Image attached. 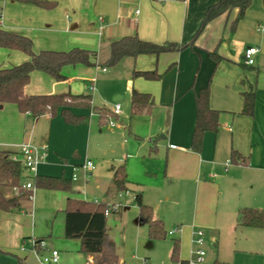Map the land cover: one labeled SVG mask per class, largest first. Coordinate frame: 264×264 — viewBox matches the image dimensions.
Wrapping results in <instances>:
<instances>
[{
	"label": "crops",
	"instance_id": "1",
	"mask_svg": "<svg viewBox=\"0 0 264 264\" xmlns=\"http://www.w3.org/2000/svg\"><path fill=\"white\" fill-rule=\"evenodd\" d=\"M48 1L55 2L56 7L48 10L2 0L0 25L29 37L35 53L86 49L93 52L91 62L97 66H65L64 81L34 71L25 93L89 95L93 105L111 110L118 103L119 116L126 122L103 129L98 115L90 109L77 108L72 112L88 117V122L73 125L66 123L60 113L55 117L46 113L35 119L21 113L15 104L0 105V152L17 153L23 145L48 148L47 160L39 165L38 172L31 175L25 171L21 183L34 182L35 176H49L72 184L69 191L37 188L34 201H22L19 209L11 212L0 210V252L19 253L28 260L29 255L19 247L21 242L32 240L33 229L27 220L32 208L35 213L40 208L64 212L69 198L94 201L82 197V187H75L72 181L74 167L89 159L96 170L88 181L79 171L76 183L94 182L103 197L99 203L108 204L118 194L112 190L111 168L124 166L127 188L134 198L142 192L143 202L153 208L156 219L164 222L167 235L171 231L168 228L173 227L176 232L171 235L172 241L180 243L177 260H172L173 242L168 249H159L157 255L153 243L158 240L149 239L148 226L141 221L138 207H128L125 213L121 207L113 212L117 215L114 223L118 235L110 236L107 227L117 248L118 264H150L154 256L161 264L188 262L193 257V234L197 229L203 230L207 238H217V254H206L203 264L216 260L264 264V229L236 224L241 208H264V0H252L236 26L233 23L238 11L233 9L204 28L208 8L219 0ZM133 35L158 44L193 45L159 56L127 57L105 70L98 66L109 58L113 41ZM248 47L258 48L253 67L243 66ZM211 53L220 59L217 61ZM29 59L21 51L0 48V68ZM135 70H156L161 78L134 77ZM93 83L97 84L99 104L89 93ZM207 87L211 108L221 112L220 128L206 133L202 150L196 152L191 148L196 98ZM251 89L255 90V112L247 116L241 113L242 93ZM134 90L151 94L153 104L145 112L131 116ZM233 151L241 154L246 163L232 162ZM171 194L176 195L177 202L171 203ZM173 204L178 209H170ZM108 217L109 214L107 220ZM238 231L240 244L229 249L231 253L227 248L222 252L218 245L221 238L236 237ZM37 232L36 228L39 235ZM58 245L66 250L64 255L60 251V264H86L88 256L96 264L98 256L81 253L78 239H59Z\"/></svg>",
	"mask_w": 264,
	"mask_h": 264
},
{
	"label": "trees",
	"instance_id": "2",
	"mask_svg": "<svg viewBox=\"0 0 264 264\" xmlns=\"http://www.w3.org/2000/svg\"><path fill=\"white\" fill-rule=\"evenodd\" d=\"M20 3L33 4L43 9L51 10L56 7L55 2L48 0H14ZM252 0H219L210 6L205 14L202 28L217 17L236 9L238 15L233 25L244 18L245 13ZM1 17V7H0ZM193 44L182 45L176 42L162 44L142 40L137 35L125 36L110 44L109 58L98 65L101 69L111 68L122 59L137 58L141 55L159 56L164 53L179 52ZM0 48L21 51L30 59L19 65L9 68H0V105L5 103L15 104L18 110L39 119L46 113L52 117L59 113L68 124L80 125L88 122V117L76 115L72 109H90L99 116L101 125L109 124L110 120L118 119L120 116L114 114L113 110L105 106H95L89 95H74L71 93L51 95H27L25 87L29 84L31 74L40 71L50 75L56 81H64L67 77L63 74V68L71 65L97 66L91 62L93 52L74 48L70 51L44 50L35 53L32 40L24 35L5 30L0 25ZM217 61L220 59L215 53H211ZM244 67H247L243 63ZM134 77H143L147 80H158L161 75L156 71H134ZM242 114L254 116L255 112V90L251 89L242 93ZM153 104V97L148 93L133 91L131 97V116L145 112ZM196 124L192 138L191 148L200 152L202 150L203 138L208 132H217L220 128L221 112L210 106V88L202 89L196 98ZM14 152H0V210L11 212L19 209L22 201L32 200V190L22 189V175L25 169L21 162L11 160ZM16 153V152H15ZM231 161L246 163L245 158L237 151H233ZM114 173L112 190L117 193L127 191V176L124 166L112 167ZM34 187L48 190L69 191L71 182L64 178L35 176ZM20 192H14L15 188ZM134 202L139 209V216L143 223L148 226L149 239L156 241L167 237L164 222L154 217L153 208L143 202L142 192L137 193ZM65 237L67 239H78L80 251L84 255H97V264H118V254L115 243L110 239L107 232V204L95 203L94 201L80 198H69L65 207ZM237 227H249L264 229V208H241L237 213ZM41 242L43 239H35ZM179 240H173L172 260L179 256ZM187 262H182L186 264ZM213 264H232L216 260Z\"/></svg>",
	"mask_w": 264,
	"mask_h": 264
},
{
	"label": "rangeland",
	"instance_id": "3",
	"mask_svg": "<svg viewBox=\"0 0 264 264\" xmlns=\"http://www.w3.org/2000/svg\"><path fill=\"white\" fill-rule=\"evenodd\" d=\"M0 7L3 8L2 0H0ZM1 14H2V11H1ZM93 86H94V90H91L89 88V90H90L89 93H90V95L93 96L94 103L99 104L100 103L99 98L96 95L98 93L97 84L93 83ZM110 121L115 122V123H119V124H120V121H123L121 123L122 124L121 126H123L124 123L126 122V120L123 118V116L122 117L120 116V118H118V119L113 118ZM108 125L109 124L101 125V127H103V129H108ZM92 152L94 155L96 154L95 151L92 150ZM89 156H90V154H89ZM95 162L98 165V160H95ZM98 167H99V165H98ZM159 180H161V178ZM73 184L75 187H77V186L82 187V189H83V192L81 194L82 197H86L87 199H94L97 202L102 201L103 197L99 193V190L97 189L96 184L94 182L84 183V185L82 182H77V183L74 182ZM167 185H169V184L167 183ZM128 190L129 189L127 188V191H125V193H121L122 194L121 196H120V193L116 194L115 197L113 198V200L107 199V200H109L107 205L111 206L113 203L122 202L121 212H124V213L127 211L126 209L128 207L129 208L136 207V204L134 202V194L131 190H129V191ZM32 191H33L32 200L34 201L36 193H37V188L34 187ZM171 195H172L171 203L177 202L178 198L176 197V195H173V194H171ZM170 209L176 210L178 208L176 207L175 204H173L170 207ZM128 212H131V209ZM116 219H117V215L113 212H109V217L107 220V227L110 231V236L118 235V230L115 229L116 223H114V220H116ZM27 220H28L29 226H31L33 229V233L30 234L31 235L30 237L32 238V240L38 239L37 237L44 238L46 250L56 249V250L61 251L63 253V255L66 254V250L61 248L58 245L59 239L66 240V238L64 237L65 214L63 212V209L58 211V212L56 210L52 212L51 210H48L46 208H42V209L40 208L35 213V210H33V208H32V210L30 212V218H28ZM36 228L38 230L37 233H40L39 235H37L35 233ZM143 228H146V226L144 225ZM169 230H174V228L169 227L168 231ZM204 234H205V232H204ZM240 236H241V232L238 231L236 237H232V238L222 237L221 241L218 244L220 246V248H222V252L226 248H227L228 252H230L229 249H231L234 245H237V244L239 245L240 244V239H239ZM59 237H61V238H59ZM209 237L210 238H207V236H205V235L203 237V239H204L203 250L205 251L206 254H208V256H209V254H210V256L212 254L216 255L217 249H218V246L216 244L217 238H213V235H210ZM110 239H112V238L110 237ZM32 240L29 242L28 241L21 242L20 247H19L21 252L29 255V258L27 261H25L23 259V256H21L19 253L16 254L14 252H9V253L0 252V264H42L41 263V259H42L41 257L47 255V251H42L40 253L33 251L32 250L33 249ZM122 241H124V240H122ZM172 242H173L172 236H168V235L165 239H161V240L154 242L153 244H156V246H157L155 253L158 255L160 250H162L164 248L168 249V246L169 245L171 246ZM195 246L196 245H193V250L196 249L197 246L196 247ZM70 260H71V258H70ZM204 261H206V259H204ZM67 264H72V263L69 261ZM150 264H161V261L159 258L154 256L153 261Z\"/></svg>",
	"mask_w": 264,
	"mask_h": 264
},
{
	"label": "built area",
	"instance_id": "4",
	"mask_svg": "<svg viewBox=\"0 0 264 264\" xmlns=\"http://www.w3.org/2000/svg\"><path fill=\"white\" fill-rule=\"evenodd\" d=\"M139 13V11H136ZM1 20V17H0ZM258 53V48L248 47L243 54V63L248 67H253L255 65V56ZM105 70V69H104ZM91 90H94V87H90ZM114 114H121L120 104H116L113 109ZM111 126H115V122L110 121ZM48 157V148L47 146L33 147L31 145H23L19 152L13 153L10 158L15 162H21L25 171L31 175H35L38 172V167L41 163L45 162ZM230 163V161H229ZM96 170V165L93 161L86 159L83 164L74 167V174L72 176V181L76 182L79 180V171H82L85 175L86 181H88L94 171ZM22 189L33 190L34 183L28 181L25 184H22ZM15 193H19L20 189L17 187L14 189ZM122 194L120 193V196ZM33 196L31 197V199ZM95 203H99L94 200ZM122 207L121 203L112 204L111 206L107 205V215L109 212H117ZM176 230L169 231L168 235H173ZM204 232L201 229H197L193 234V244L196 245V249L193 250V257L186 264H203L206 256L205 251L203 250L204 246ZM33 251L40 253L42 251H47V255L42 256V264H60V251L56 249L46 250L44 240L41 242H36L35 239L32 240ZM86 264H95V259L92 256L87 257Z\"/></svg>",
	"mask_w": 264,
	"mask_h": 264
}]
</instances>
